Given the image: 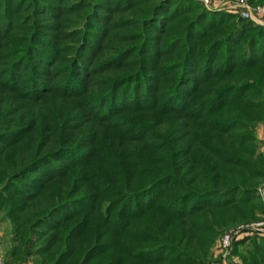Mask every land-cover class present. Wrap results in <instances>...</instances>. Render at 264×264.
Returning <instances> with one entry per match:
<instances>
[{"label":"trees","instance_id":"1","mask_svg":"<svg viewBox=\"0 0 264 264\" xmlns=\"http://www.w3.org/2000/svg\"><path fill=\"white\" fill-rule=\"evenodd\" d=\"M262 120L264 26L191 0H0L17 258L210 264L221 230L264 212ZM249 238L245 264H264V235Z\"/></svg>","mask_w":264,"mask_h":264},{"label":"rangeland","instance_id":"2","mask_svg":"<svg viewBox=\"0 0 264 264\" xmlns=\"http://www.w3.org/2000/svg\"><path fill=\"white\" fill-rule=\"evenodd\" d=\"M191 1L197 2V0H191ZM241 1L246 6H249L252 9H255V7L257 6H260V7L264 6V2L261 3V1L259 0H241ZM203 7L210 13L225 12V13L233 14L237 18L242 19L241 17L238 16V14L228 12L226 10L225 11L224 10H214V9L211 10V9L206 8L204 5ZM41 21L51 22L52 19L47 16H42ZM246 21L251 22L253 25H259L251 20H246ZM259 26H264V25H259ZM250 130L252 131L253 143L255 145V150H254L255 154L264 155V120L256 123L253 127H251ZM258 185L259 186L257 188V191H258V195L260 196L259 199L264 202V179L261 180ZM3 213L4 212L0 210V255L4 260V263L5 264H22V263L37 264L31 255H28V256L24 255L23 258L22 256L20 258H17V256H19L20 254L19 250L17 251L19 253L17 252L14 254L10 253L9 249L12 244L15 245L16 241L14 240L13 243L11 241V238H12L11 222L8 219L4 218ZM256 217H257V220L237 222L235 225L225 228L217 234V237L210 250L211 251L210 258H209L210 264H225L226 262H224L223 259H225V261H227L229 264H245L244 257H246L245 256L246 251L248 250L249 247H251V244H252L249 237H254L255 232L264 233V212H261L260 210H256ZM236 229H239L241 231V237L238 240H241L247 237L244 245L239 246L238 251H237L235 250L234 243H233L231 248H229L228 250L222 251L220 249V242H221L220 240L222 236L225 233L231 230H236ZM256 240L258 239L256 238Z\"/></svg>","mask_w":264,"mask_h":264},{"label":"built area","instance_id":"3","mask_svg":"<svg viewBox=\"0 0 264 264\" xmlns=\"http://www.w3.org/2000/svg\"><path fill=\"white\" fill-rule=\"evenodd\" d=\"M202 5H204L208 9L214 10H226L228 12H232L238 14L244 20L254 21L256 24L264 25V6H257L255 9L246 6L241 0H197ZM252 228V227H250ZM256 231V230H255ZM262 235L264 233L258 232ZM241 237V231L239 229L231 230L225 233L220 242V249L228 250L231 248L234 241L238 240ZM217 252V251H216ZM225 256V254H224ZM225 264H229L225 259H223ZM0 264H5L3 258L0 255ZM25 264V263H22Z\"/></svg>","mask_w":264,"mask_h":264}]
</instances>
